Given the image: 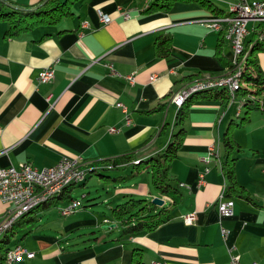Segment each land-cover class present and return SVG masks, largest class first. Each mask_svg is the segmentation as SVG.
<instances>
[{"label": "crops", "instance_id": "1", "mask_svg": "<svg viewBox=\"0 0 264 264\" xmlns=\"http://www.w3.org/2000/svg\"><path fill=\"white\" fill-rule=\"evenodd\" d=\"M40 1L0 0V7ZM146 2L78 0L64 21L62 17L15 36L4 35L8 21L0 20V166L27 160L42 167L62 156L97 160L131 150L146 157L166 145L178 109L172 94L196 80L231 71L225 69L226 61H233L231 43L224 38L217 50L226 31L201 23L230 10L215 1L216 10L198 0H175L169 9L143 11ZM99 11L109 21L102 22ZM258 25L262 27L250 23L245 47ZM159 34L171 36L166 56L155 52ZM253 55L264 72V42ZM47 66L54 69L52 79L38 81ZM237 101L230 96L226 104L201 96L191 99L185 134L170 168L182 200L172 206L169 219L145 232L120 235L122 226L111 207L129 195L151 199L159 194L147 169L123 182L131 167L118 166L108 172L120 178L100 177L106 185L105 205L97 204L99 194L94 193L91 202L68 214L60 213V202L39 207L37 223L18 232L11 245L19 242L33 255L13 264H134L133 247L140 248L145 264H231L232 246L239 264H264V107L249 110L248 119L232 128L241 147L232 154L235 175L250 199L230 196L234 205L228 216L220 215L216 206L225 188L222 136L231 119L240 121ZM111 126L118 129L110 131ZM212 143L218 144V154L198 184L205 166L202 156ZM11 205L0 199V220ZM190 211L195 218L186 223L182 215Z\"/></svg>", "mask_w": 264, "mask_h": 264}, {"label": "trees", "instance_id": "2", "mask_svg": "<svg viewBox=\"0 0 264 264\" xmlns=\"http://www.w3.org/2000/svg\"><path fill=\"white\" fill-rule=\"evenodd\" d=\"M44 1V2H43ZM78 0H42L35 5H3L0 7V20H7L8 26L4 31L5 36L20 35L23 32L31 30L38 25L55 24L62 17L73 14L72 5ZM175 0H147L146 5L142 8L143 11H155L161 9H169ZM201 4L207 5L216 10V5L212 0H198ZM143 4L144 0H139ZM214 5V6H213ZM232 15L228 13L227 16ZM224 16V15H223ZM226 16V15H225ZM264 29V23H260ZM261 27V28H262ZM225 37H219L217 50ZM255 37V33H251V37L246 42V49L244 54L239 58V88L237 89L236 97L238 98V114L240 121L234 122L232 119L226 126L222 136V146L224 154L221 159V168L225 177L224 193L227 196H240L250 199V195L245 187L240 184L236 178L234 171V163L236 156H233L234 151L241 150L239 143L235 140L232 134L234 125H241V123L248 119V111L252 109H260L264 107V72L259 65L256 57L253 55L254 51L262 48L263 42ZM155 52L159 56H166L169 54L171 48V36L168 34H159L155 38ZM236 62H231V58L225 63V69H230L228 73H232ZM229 89V88H228ZM225 87H216L203 89L191 94L185 101L178 106L174 125L175 128L171 130L169 139L166 145L151 153L146 157H139L136 151H125L114 157L92 160L88 169L87 176L78 185L85 184L88 177L92 173L99 175L101 178L118 179L121 176L111 175L108 170L118 166H130L129 173L122 176L123 182L129 180L136 175L140 170L147 169L150 174V181L154 191L159 196L169 199L166 205L155 204L151 199L142 196L129 195L125 200L115 203L111 207V214L114 219L121 223V236L134 235L136 233L145 232L153 229L161 222L169 219L172 216V206L177 205L182 200V192L176 183H173L170 175L171 162L177 157L178 149L181 145L183 136L185 134L184 122L187 117L188 107L191 99L194 96H201L206 98L219 99L226 104L230 99L233 101L231 91ZM228 93H227V91ZM240 106L244 108L241 113ZM237 111V110H236ZM76 184H69L65 186L59 193L51 198L43 201L32 210H28L16 219L11 226L0 237V263L4 260L6 251L17 240L12 236L18 232L24 233V230H30L32 226L37 223L39 213L37 210L42 205L51 206L57 205L58 202L64 204L74 198L72 191ZM93 196L91 200L94 198ZM81 200V206L87 205ZM91 202V201H90ZM61 204V205H62ZM60 206V205H59ZM26 230V231H27ZM13 239V240H12ZM134 264H145L142 259V253L139 247H133L131 252Z\"/></svg>", "mask_w": 264, "mask_h": 264}, {"label": "built area", "instance_id": "3", "mask_svg": "<svg viewBox=\"0 0 264 264\" xmlns=\"http://www.w3.org/2000/svg\"><path fill=\"white\" fill-rule=\"evenodd\" d=\"M230 4L238 5V10H240L238 24L233 25L232 50L236 55V65L232 71L233 78L234 74L238 72V40L239 38L247 35L246 25L249 20L251 18H256L259 13H264V0H236L234 2H230ZM124 16H129V12H124ZM226 17L227 16L216 15L212 18L201 20V23L211 29L219 31V27L222 25L223 20ZM99 18L102 22H107L110 19L107 14H104L101 11H99ZM85 24L86 22L82 21V25ZM108 67L110 69L112 68L111 65H108ZM53 74V67L47 66L39 71L37 79L40 82L50 81ZM129 78L132 79L133 77L130 76ZM232 78L220 79L217 76V81L211 85L196 84V86H213L215 88L219 84H227L232 89L234 103L237 100H234L236 93H233ZM189 89L191 88L180 87L176 90L171 96L172 102L175 104L179 95ZM116 104L120 106L124 112H126V105L119 101ZM129 121L130 118L126 115L125 122L128 123ZM117 129L118 128L115 126L109 127L110 131H116ZM217 151L218 144L212 143L208 146L207 153L202 156L205 166L198 173V184L204 182V176L210 169L208 163L214 160L213 158L218 154ZM91 163L92 160L85 159L81 156H62L55 163L42 167H38L27 160L19 162L18 165L9 164L7 166H0V199L12 203L0 220V233L3 225L8 221L9 217L14 213L20 212L22 207L28 205L34 200H38L39 198H45L53 193H59L63 188H65V181H76L77 184V176L85 172L88 167H93ZM233 205L234 199L225 195L224 191L221 192L216 199L217 209L222 216L231 215L233 213ZM79 207H81L80 197H74L67 203L60 205L58 209L61 214H68L77 210ZM182 218L186 223H191L195 218V213L194 211L184 213ZM221 231L223 234L226 233V229L224 227H221ZM234 249V246L229 248V261L231 264H239V255L234 252ZM25 255L32 256L33 252L21 243L17 242V248H10V254L8 257H4V260L0 264H13ZM153 263L164 264V262L160 261H153ZM250 264H255V262H251Z\"/></svg>", "mask_w": 264, "mask_h": 264}, {"label": "bare ground", "instance_id": "4", "mask_svg": "<svg viewBox=\"0 0 264 264\" xmlns=\"http://www.w3.org/2000/svg\"><path fill=\"white\" fill-rule=\"evenodd\" d=\"M230 12L232 13V15L227 16L224 20L222 25L219 27V31H223L225 30V38L231 43L232 45V37H233V25H237L238 24V20L240 18V10H238V5L233 4ZM225 16V15H224ZM250 23H264V13H259L256 18H251L248 22V24L246 25V33L248 34L250 32L249 29V25ZM256 27V28H255ZM254 27V33H256L255 35L257 36V40L264 42V29L261 28L259 25ZM259 27V28H257ZM224 32V31H223ZM244 38L245 37H241L238 40V72L236 74H234V77L232 78V73H227L223 76H220L218 78L220 79H231L232 78V88H233V93H235L237 91V89L239 88V58L245 53L244 50L246 49L245 45H244ZM258 41V42H259ZM235 54V53H234ZM243 57V56H242ZM241 59V58H240ZM233 62H236V55L233 59ZM217 81V78H206V79H199L196 80L190 84H187L186 86H184V88H191L188 91L184 92L183 94H180L179 97L177 98V101L175 103V105L179 106L181 105L185 99L187 97H189L191 94L196 93L200 90H205V89H209L210 88H214L213 86H196V84L199 85H211L213 83H215ZM196 86V87H195ZM194 87V88H192ZM217 87H225V88H229L228 91H231L232 93V89L230 88L229 85L227 84H219ZM216 88V87H215ZM90 167H88L86 169L85 172H83L81 175L77 176V183L83 181L85 179V176H87V173L89 172L88 169ZM76 184V181H65V186L69 185V184ZM66 188V187H65ZM57 193H53L52 195H48L45 198H39L38 200H34L33 202H30L28 205L24 206L21 208L20 212L18 213H14L12 214L8 221L3 225L2 227V231L0 233V237L3 236V234L5 233V231H7V229L11 226V224L18 219V217H20L22 214L26 213L28 210H32V208L36 207L37 205H39L40 203H42L43 201L51 198L52 196L56 195ZM10 248H17L16 246L10 247ZM10 248L7 250L6 253V257H8V255L10 254Z\"/></svg>", "mask_w": 264, "mask_h": 264}, {"label": "rangeland", "instance_id": "5", "mask_svg": "<svg viewBox=\"0 0 264 264\" xmlns=\"http://www.w3.org/2000/svg\"><path fill=\"white\" fill-rule=\"evenodd\" d=\"M215 1L216 3H218L219 5L223 6V8L226 10L228 9L231 10L232 8V4H230V2H234L236 0H212ZM67 17H63L61 21H64ZM230 53V57L233 54L232 59H234L235 54L234 52H232V50H229ZM105 183L101 180L100 176L92 173L90 177L87 178L86 183L83 185H78L76 184L75 187L73 188V195H77L78 197H80L82 199V202L84 203H89L91 201V198L93 197L94 193L99 194L96 198H98V203L97 204H104V198L107 196L106 195V185ZM83 193H86L85 195L82 196ZM166 205L168 203H165ZM110 212H108L109 214ZM19 236V233H16L12 236L13 239L17 238ZM12 239V240H13ZM12 247V246H11ZM10 248V247H9ZM8 248V249H9ZM7 252V251H6ZM6 257V255H5Z\"/></svg>", "mask_w": 264, "mask_h": 264}, {"label": "water", "instance_id": "6", "mask_svg": "<svg viewBox=\"0 0 264 264\" xmlns=\"http://www.w3.org/2000/svg\"><path fill=\"white\" fill-rule=\"evenodd\" d=\"M43 2H44V1H43ZM151 201H152L153 203H155V204L160 205V204H162V203L164 202V198H163V197H160V196H153V197L151 198Z\"/></svg>", "mask_w": 264, "mask_h": 264}]
</instances>
